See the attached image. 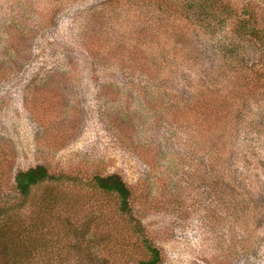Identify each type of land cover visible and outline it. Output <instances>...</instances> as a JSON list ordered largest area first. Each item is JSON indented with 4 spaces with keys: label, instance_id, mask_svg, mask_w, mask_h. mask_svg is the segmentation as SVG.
<instances>
[{
    "label": "rangeland",
    "instance_id": "374dc122",
    "mask_svg": "<svg viewBox=\"0 0 264 264\" xmlns=\"http://www.w3.org/2000/svg\"><path fill=\"white\" fill-rule=\"evenodd\" d=\"M171 1L0 0V264H264L260 48Z\"/></svg>",
    "mask_w": 264,
    "mask_h": 264
},
{
    "label": "trees",
    "instance_id": "16d2710c",
    "mask_svg": "<svg viewBox=\"0 0 264 264\" xmlns=\"http://www.w3.org/2000/svg\"><path fill=\"white\" fill-rule=\"evenodd\" d=\"M172 3L171 0H134L133 2L136 6H142L145 10L151 5H154L157 10L156 13H174V7L171 6ZM175 5L178 9L183 8L185 16L194 19L200 28L207 27L210 31V26L213 27L216 24H226L229 28L233 26L231 30L234 35L252 42L260 48V53L256 62L251 64L252 67H247L246 64L244 65L245 60L241 57L232 59V62H230L232 57L231 52L228 53V59L225 63L228 64L227 66L238 68L237 70L247 68L251 69L255 75H264V24L262 21L256 20L254 13L235 8L227 0H179V2H175ZM221 47L225 50L228 49L226 44ZM45 177L55 178V176L48 175L41 165L17 170L13 177L15 189L21 197H25L29 188ZM94 181L99 188L115 192L120 197L122 206H126L128 191L119 176L115 174L106 176L96 175ZM149 249L151 253L150 257L139 264H156L158 262L159 258L156 250L153 247Z\"/></svg>",
    "mask_w": 264,
    "mask_h": 264
}]
</instances>
